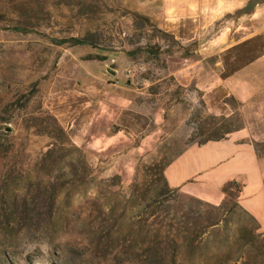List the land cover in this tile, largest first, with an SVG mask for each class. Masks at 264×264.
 I'll use <instances>...</instances> for the list:
<instances>
[{
	"label": "rangeland",
	"instance_id": "rangeland-1",
	"mask_svg": "<svg viewBox=\"0 0 264 264\" xmlns=\"http://www.w3.org/2000/svg\"><path fill=\"white\" fill-rule=\"evenodd\" d=\"M249 1L0 0V264H264L235 190L164 178L213 117L264 152V89L224 83L264 58Z\"/></svg>",
	"mask_w": 264,
	"mask_h": 264
},
{
	"label": "crops",
	"instance_id": "crops-1",
	"mask_svg": "<svg viewBox=\"0 0 264 264\" xmlns=\"http://www.w3.org/2000/svg\"><path fill=\"white\" fill-rule=\"evenodd\" d=\"M263 57L224 80L230 93L248 102L264 89ZM170 189L219 204L229 182L241 186L238 205L258 224L264 236V152L256 146L248 128L239 129L224 139L190 145L165 168Z\"/></svg>",
	"mask_w": 264,
	"mask_h": 264
},
{
	"label": "trees",
	"instance_id": "trees-1",
	"mask_svg": "<svg viewBox=\"0 0 264 264\" xmlns=\"http://www.w3.org/2000/svg\"><path fill=\"white\" fill-rule=\"evenodd\" d=\"M258 3H259L258 0H250L248 2V4L246 5V7H244L243 10L250 9V11H252L253 8ZM73 42H74L75 45H83L85 43L84 41H81V40H78V39H73ZM213 119L219 121V123H220L219 127L216 128L214 130V132H212L211 134H209L208 136H206L204 140L198 142L197 143L198 145L205 144V143H207L209 141H217V140L224 139L227 135H229V134H231V133L239 130V129H233L232 128L231 121H230L229 118H225L224 116H220L219 118L213 117ZM51 153H52V150H48V152L46 153V156L51 155ZM240 188H241V186L239 184H237L236 182H229L228 184H226L223 187V189H222V193L225 195V199L222 201V203L219 206H216L214 208L216 210H222L224 208L225 204H226V198L230 196V191H232V190H235V192H236V199H237L238 194L240 192ZM237 205H238V203H237ZM240 209L242 210L241 207H240ZM243 212H245V211L243 210ZM250 218L256 224L255 225L256 227L251 230V232L253 234V238L254 239L261 238L262 247L259 249V255H261L264 258V236H263L262 233L258 232L259 226H258L257 222L252 217H250ZM218 224H219V221H216V222L210 224V226H215V225H218Z\"/></svg>",
	"mask_w": 264,
	"mask_h": 264
}]
</instances>
